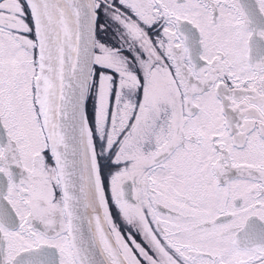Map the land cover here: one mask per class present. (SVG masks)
Segmentation results:
<instances>
[{"label": "snow or ice", "instance_id": "1", "mask_svg": "<svg viewBox=\"0 0 264 264\" xmlns=\"http://www.w3.org/2000/svg\"><path fill=\"white\" fill-rule=\"evenodd\" d=\"M0 264H264V0H0Z\"/></svg>", "mask_w": 264, "mask_h": 264}]
</instances>
